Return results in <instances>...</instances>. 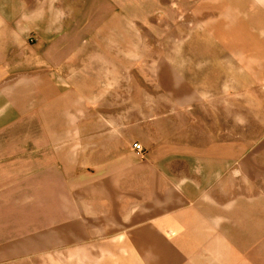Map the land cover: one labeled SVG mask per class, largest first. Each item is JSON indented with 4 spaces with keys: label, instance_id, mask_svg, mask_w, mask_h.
<instances>
[{
    "label": "crops",
    "instance_id": "1",
    "mask_svg": "<svg viewBox=\"0 0 264 264\" xmlns=\"http://www.w3.org/2000/svg\"><path fill=\"white\" fill-rule=\"evenodd\" d=\"M136 3L216 22L183 135L82 86L108 0H0V264H264V0Z\"/></svg>",
    "mask_w": 264,
    "mask_h": 264
},
{
    "label": "rangeland",
    "instance_id": "2",
    "mask_svg": "<svg viewBox=\"0 0 264 264\" xmlns=\"http://www.w3.org/2000/svg\"><path fill=\"white\" fill-rule=\"evenodd\" d=\"M170 17L167 7L159 11L136 0H108V66L94 76L92 69L82 70L94 81L82 86L105 97L94 102L101 110L137 103L159 109L162 124L174 126L180 136L187 119L186 82L197 80L206 87L226 76L216 68L202 69L200 63L202 47L216 46L219 40L208 35L216 32V22Z\"/></svg>",
    "mask_w": 264,
    "mask_h": 264
},
{
    "label": "built area",
    "instance_id": "3",
    "mask_svg": "<svg viewBox=\"0 0 264 264\" xmlns=\"http://www.w3.org/2000/svg\"><path fill=\"white\" fill-rule=\"evenodd\" d=\"M134 148H135V150L137 151V153L139 155L142 154V151H143L142 145H140V144H134Z\"/></svg>",
    "mask_w": 264,
    "mask_h": 264
}]
</instances>
